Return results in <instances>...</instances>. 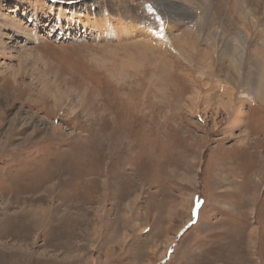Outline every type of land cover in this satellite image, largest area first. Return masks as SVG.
Listing matches in <instances>:
<instances>
[{
    "label": "rangeland",
    "instance_id": "obj_1",
    "mask_svg": "<svg viewBox=\"0 0 264 264\" xmlns=\"http://www.w3.org/2000/svg\"><path fill=\"white\" fill-rule=\"evenodd\" d=\"M171 1L0 0V264H264V0Z\"/></svg>",
    "mask_w": 264,
    "mask_h": 264
},
{
    "label": "bare ground",
    "instance_id": "obj_2",
    "mask_svg": "<svg viewBox=\"0 0 264 264\" xmlns=\"http://www.w3.org/2000/svg\"><path fill=\"white\" fill-rule=\"evenodd\" d=\"M155 3H156V5L160 8V9H154V11L156 12L155 14H157V16H160L159 15V13H161V16H162V21H163V23H164V26L166 25V28L168 27V26H170L171 28L173 27H179V26H182V27H187V29H188V34L187 35H184V36H182V34H181V38H180V40H178L179 41V43L180 42H182V39H185V38H188V36H190V34H191V38L189 37V43L187 44L188 45V47L190 48V49H193L194 48V46H196V43H200L203 39H201L200 38V27H198V21H196L195 20V22H193V20H194V13H193V11L192 10H190V8L189 9H186V8H181L175 1H171V0H153ZM246 1H248V0H246ZM239 2V0L237 1V3ZM243 2H244V0H243ZM242 2V3H243ZM244 3H246V2H244ZM190 6V5H189ZM188 6V7H189ZM156 7V6H155ZM184 7V6H183ZM187 7V8H188ZM241 7V6H240ZM239 8V7H238ZM239 10V9H238ZM237 8L235 7L234 8V13H236L237 14ZM243 10V9H242ZM242 13H243V11H242ZM241 14V13H240ZM239 15V14H238ZM242 15V14H241ZM160 16V17H161ZM178 16V18L176 19V17ZM214 16L212 15V17L211 18H213ZM205 18V17H204ZM207 18V17H206ZM205 18V19H206ZM210 17L208 16V23H209V21H212V20H210L209 19ZM72 19V18H71ZM204 19V20H205ZM214 19V18H213ZM245 19V18H244ZM179 20V21H178ZM203 20V21H204ZM155 21L156 22H158V24H159V26H161L162 24L161 23H159V21H158V19H155ZM155 21H154V23H155ZM236 21H238V18H237V16H236ZM153 21H151L150 23H152ZM201 22V21H200ZM227 22H228V24L226 23V29L227 30H230V24H231V22H232V18H229L228 20H227ZM243 22H244V20H243ZM242 22V23H243ZM256 22V21H255ZM76 23V25H74ZM202 23V22H201ZM263 23H264V21H263ZM72 24V23H71ZM80 24L82 25L83 23H81V20H79V19H77V20H75V22L72 24V26L70 27L71 29H73V28H76V27H78V26H80ZM189 24V25H188ZM213 24V23H212ZM200 25V24H199ZM206 25V24H205ZM211 25V24H210ZM191 26V27H190ZM209 26V25H208ZM82 27L83 28H85V24H83L82 25ZM212 27V26H211ZM210 28V27H209ZM182 29V28H181ZM185 29V28H184ZM183 29V30H184ZM187 29H185V30H187ZM164 30H165V28H164ZM202 30H203V27H202ZM164 31H163V28L161 27V29L160 30H158L157 31V37H158V39H159V41H164V39H163V36H164V33H163ZM179 32V31H178ZM178 32H176V33H178ZM191 32V33H190ZM185 34V33H184ZM180 35V34H179ZM177 36V35H176ZM174 36H173V33H172V35H170V37H169V39H165L167 42H168V40H169V42H172L173 40H174V42H175V40L176 39H174L173 38ZM180 37V36H179ZM202 37V36H201ZM206 37V36H205ZM204 37V38H205ZM236 37V36H235ZM168 38V37H167ZM206 38H208V37H206ZM145 40V39H144ZM235 40V39H234ZM142 41V40H141ZM147 42V44H149L148 42H149V39L148 40H146ZM178 41H177V43H178ZM135 42V41H134ZM166 42V43H167ZM168 42V43H169ZM220 42V41H219ZM222 43H223V41H221ZM137 43V42H136ZM230 43V41L228 42V41H226V43H225V45H228ZM240 43V42H239ZM142 44V43H141ZM181 44V43H180ZM231 44V43H230ZM214 45V44H213ZM239 46V45H238ZM143 47V46H142ZM181 47V46H180ZM240 47H241V45H240ZM179 48V47H178ZM237 49V48H236ZM181 50H182V48H181ZM238 51H240V50H238ZM198 52H200V54L198 53ZM143 53V52H142ZM145 53V52H144ZM208 53V52H207ZM207 53L205 54L204 52H202V51H197V57H198V55H199V59L200 60H202V59H206L207 58ZM222 53V52H221ZM219 54H220V52H219ZM239 54H241V52L239 53ZM238 54V55H239ZM221 55V54H220ZM237 55V56H238ZM144 56V55H143ZM189 56V55H188ZM193 56V55H192ZM226 56V55H225ZM240 56V61L242 62L243 61V59H244V57H241V55H239ZM243 56V55H242ZM145 57V56H144ZM160 57V56H159ZM224 57V56H223ZM183 58V57H182ZM210 58V57H209ZM230 58V57H229ZM144 59V58H143ZM224 59V58H223ZM233 59V58H232ZM236 59V58H235ZM211 60V59H210ZM217 60H219V59H217ZM221 60V59H220ZM237 60V59H236ZM264 61V55H255L254 56V58H253V61ZM184 61V60H183ZM206 61V60H205ZM227 62V61H226ZM240 63V62H239ZM235 70H236V68H235ZM226 76H228V75H226ZM244 77H248L250 80H249V82H248V84H249V86L250 87H247V88H245V90L247 91V93H249V94H252V92H253V89L255 88V87H257L256 89H258L259 90V92L261 93L262 92V89H260V87H258L259 85H258V82H260V80L259 81H257L256 79H254V78H252L250 75H244ZM230 79V78H229ZM262 83V82H261ZM263 84V83H262ZM15 88V87H14ZM264 89V88H263ZM258 92V91H257ZM246 94V93H245ZM249 94L248 95H242V97L243 98H250L251 99V97H249ZM229 94H227V96H228ZM251 96V95H250ZM228 100V99H227ZM229 100H231V98L229 99ZM228 100V101H229ZM230 102V101H229ZM231 102H233V101H231ZM231 104V103H230ZM228 105H229V103H228ZM237 109V108H236ZM234 110V109H233ZM238 110H240V109H238ZM236 111V114H238L239 113V111ZM240 114H242V111L240 112ZM239 119H240V117H239ZM6 145V144H5ZM49 226V225H48ZM164 257V256H163Z\"/></svg>",
    "mask_w": 264,
    "mask_h": 264
}]
</instances>
